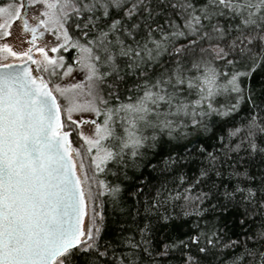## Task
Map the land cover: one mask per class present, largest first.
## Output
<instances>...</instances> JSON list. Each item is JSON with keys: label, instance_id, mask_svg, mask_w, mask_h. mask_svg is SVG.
Segmentation results:
<instances>
[{"label": "snow or ice", "instance_id": "obj_1", "mask_svg": "<svg viewBox=\"0 0 264 264\" xmlns=\"http://www.w3.org/2000/svg\"><path fill=\"white\" fill-rule=\"evenodd\" d=\"M0 264H264V0L0 4Z\"/></svg>", "mask_w": 264, "mask_h": 264}, {"label": "trees", "instance_id": "obj_2", "mask_svg": "<svg viewBox=\"0 0 264 264\" xmlns=\"http://www.w3.org/2000/svg\"><path fill=\"white\" fill-rule=\"evenodd\" d=\"M7 2V0H0V4Z\"/></svg>", "mask_w": 264, "mask_h": 264}, {"label": "rangeland", "instance_id": "obj_3", "mask_svg": "<svg viewBox=\"0 0 264 264\" xmlns=\"http://www.w3.org/2000/svg\"><path fill=\"white\" fill-rule=\"evenodd\" d=\"M6 3V2H5Z\"/></svg>", "mask_w": 264, "mask_h": 264}]
</instances>
